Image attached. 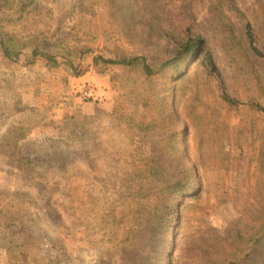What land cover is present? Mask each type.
I'll return each instance as SVG.
<instances>
[{"label": "rangeland", "instance_id": "rangeland-1", "mask_svg": "<svg viewBox=\"0 0 264 264\" xmlns=\"http://www.w3.org/2000/svg\"><path fill=\"white\" fill-rule=\"evenodd\" d=\"M17 2L3 11L14 22L10 29L21 26L24 34L31 20L41 33L29 43L57 53L72 44L83 75L107 77L111 91L100 100L94 86L88 94L79 88L80 76H71L67 63L40 58L31 66L25 55L15 61L0 47V264H130L138 246L150 247L136 235L151 228L154 243L164 242L154 264H216L223 245L254 232L264 206V0H117L116 17L102 4L93 10L90 2L39 0L41 9L20 25ZM146 8H156L165 23L159 32L144 30L152 59L175 57L189 28L205 38V54L217 65L201 67L195 53L171 70L165 104L172 127L185 132L170 152L194 167L199 185L171 198L165 172L145 161L158 139L172 138L162 128L139 133L129 122L133 116L148 123L154 115L137 102L145 85L128 70L112 65L101 74L94 65L98 53L138 51V24L151 25ZM248 21L253 40L244 34ZM82 45L90 49L82 53ZM254 46L262 53L250 54ZM78 96L96 98L95 110L86 112ZM197 128L224 139L228 162L216 154L202 163ZM241 253L227 263L264 264V243L250 240Z\"/></svg>", "mask_w": 264, "mask_h": 264}, {"label": "trees", "instance_id": "trees-1", "mask_svg": "<svg viewBox=\"0 0 264 264\" xmlns=\"http://www.w3.org/2000/svg\"><path fill=\"white\" fill-rule=\"evenodd\" d=\"M17 0H0V44L1 49L5 52V55L9 58L17 61L21 59L22 55H25L27 63L33 64L40 58L46 59L47 64L50 66H58L62 61L70 65V75L71 76H81L84 74V69L82 68L80 62H77L73 56V52L75 46L72 44H67V47L61 53H57L52 48L45 43H29L34 37L39 36L41 31L38 29L37 25L34 24L30 20L31 26L24 27L27 31L24 34L21 33L19 27L18 30L13 27L10 29L12 25H14L13 20L9 17L8 14L3 13L5 9H9L11 6L16 5ZM117 0H76V4L79 6H84L88 4L91 6L93 10L97 7V5L102 4L103 8H107L112 12V17H116L117 10L113 9L116 6ZM220 2H225V0H220ZM19 9L21 11V15H19V25L22 24L25 20H28L27 14L41 9V5L39 0H18L17 2ZM135 5L136 2H135ZM9 6V7H6ZM217 6V5H216ZM232 9L236 10L242 17L245 16V13L236 5H231ZM145 14L149 19V23H151L150 27H146L144 25L141 26L137 30L136 40H132L134 44L139 46L137 52L132 53H119L116 57H107L104 54H96L94 57V65L95 68L101 73H108L110 66H117L124 70H128L129 72L134 74V81L141 80L143 82V88L140 89L137 93L138 95V103L145 106L147 109L152 108L154 110V115H152L151 121L147 123L144 119L134 118L133 116L129 117V122L133 127H136V131L139 133H143L142 131H149L157 128H162L166 133L164 138H172L170 142L164 141L161 142L159 139L154 144L155 147L152 149L151 155L146 157L145 163L149 165L151 162L150 169L152 171L158 170L161 168L165 172V189L167 193L165 194L166 198H171L174 195L179 194H187L192 190H198V180L196 178L194 167L188 163L185 159L179 158L178 153L170 152L172 148H177L179 138L185 130H177L170 122V114L169 105L165 104L168 100V92L171 87L170 80L174 79V74L171 71L173 69L177 70V68L183 66L188 60L187 55L192 56L196 53V58L200 61L201 67L204 68L209 67L212 70H217V65L214 63L213 56L210 52L205 54V38L201 35H193L190 34L189 28L184 30L186 33V39L177 47L176 55L173 58H165V59H152L150 57V51L148 52V44H150V35H145L144 30H154V32H159V26H163L165 23L163 21V17L156 11V8H146ZM140 13L144 15V12L141 10ZM220 18L223 22H225V14L220 10L219 13ZM112 22H115L113 20ZM228 27L233 31V27L230 22H228ZM247 33H244L247 37L253 40L254 34L252 31L251 22L247 23ZM19 34V36H18ZM243 33H240L238 37L239 45H243ZM19 37V39H18ZM15 41H19V46L16 45ZM81 52L84 53L86 50H89L90 47H86L85 45L80 46ZM256 51V52H255ZM261 50L254 46L252 48V52L250 54H257ZM262 53V51H261ZM205 54V55H204ZM63 57V59H61ZM250 65H253V61L250 59ZM199 72L198 69L194 71L193 74H197ZM169 77L170 79H163L159 81L162 77ZM181 76V75H180ZM183 76V74H182ZM194 120L198 118L195 113H192ZM199 128H197L196 133ZM206 129H200L199 134V157L202 160V163L207 160L206 156L216 155L218 154V160L226 163L229 161V156L223 150V138L217 139L214 138L213 135H210V132H206ZM162 144V145H161ZM218 147V153L212 154V148ZM211 157V156H210ZM179 159V160H178ZM260 160L264 164V139L261 141V152H260ZM157 166V167H156ZM262 188V187H261ZM259 219H261L258 225H254V232L250 233L247 236L238 234L239 240L234 241L236 238L231 239L230 246L223 245L221 247V251L219 252L222 256L217 255L215 259L216 264H228L227 262L232 261L235 258H239L242 253L241 251L248 247L250 240H255L256 244L264 243V206L260 210ZM139 230V234L136 235L135 242L138 244L144 243L147 249L143 250L139 247V249L135 252L134 259L130 264H154L153 260L155 259L157 262V254L161 249V246L164 245L163 240L156 242L157 236H155V229L151 228L149 230L141 229ZM154 243V245H153ZM143 251H148L146 254L142 255ZM229 264H232L230 262Z\"/></svg>", "mask_w": 264, "mask_h": 264}, {"label": "crops", "instance_id": "crops-1", "mask_svg": "<svg viewBox=\"0 0 264 264\" xmlns=\"http://www.w3.org/2000/svg\"><path fill=\"white\" fill-rule=\"evenodd\" d=\"M88 81H89V84H88ZM107 82H108L107 81V77L98 76L97 74H94V73H88V74H85L83 76H80L78 78V83L77 84L79 85V88H83V89L86 88V87L89 88L90 86H94L95 92L97 94L96 98L102 100L103 95L104 94L106 95L108 92L110 93V91H111L110 89L106 88L108 86ZM75 98L78 101L79 100H83L79 96L75 97ZM96 98H95V100L91 99V98L90 99H84L81 107L83 108V106H84L85 109L87 110L86 112H89V113L93 112L95 110V108H96V105H97V99ZM65 103L63 104L65 106H61V108L59 107L58 110L59 109H61V110L63 109V112H65L68 109V107L66 106ZM55 110H56V108H55ZM67 113H69V112H67ZM58 118H60V116ZM62 118H63L62 120H64V118H66V112L64 113Z\"/></svg>", "mask_w": 264, "mask_h": 264}, {"label": "built area", "instance_id": "built-area-1", "mask_svg": "<svg viewBox=\"0 0 264 264\" xmlns=\"http://www.w3.org/2000/svg\"><path fill=\"white\" fill-rule=\"evenodd\" d=\"M90 92V88H86L85 93L88 94Z\"/></svg>", "mask_w": 264, "mask_h": 264}]
</instances>
